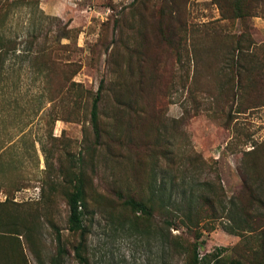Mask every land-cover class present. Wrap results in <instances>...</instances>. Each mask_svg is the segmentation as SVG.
Returning <instances> with one entry per match:
<instances>
[{"label":"rangeland","instance_id":"obj_1","mask_svg":"<svg viewBox=\"0 0 264 264\" xmlns=\"http://www.w3.org/2000/svg\"><path fill=\"white\" fill-rule=\"evenodd\" d=\"M24 2L0 0V264H188L155 234L166 211L196 264H264V0Z\"/></svg>","mask_w":264,"mask_h":264},{"label":"trees","instance_id":"obj_2","mask_svg":"<svg viewBox=\"0 0 264 264\" xmlns=\"http://www.w3.org/2000/svg\"><path fill=\"white\" fill-rule=\"evenodd\" d=\"M26 4L36 6L38 4L37 0H25ZM16 5L17 6V2H14L13 6ZM238 3L235 2L234 3V11H235V16L236 17H242L243 14L241 12L240 7H237ZM221 9V8H220ZM224 15V14H222ZM224 17L228 18L229 16H225ZM68 24L65 25V27L63 26V30H62V35L61 36H65L68 37L69 34V29H67ZM31 37V44L34 43L35 41H37L38 37L37 35L33 32H30V36ZM5 41L4 38L1 37L0 38V64L1 62L4 60L5 55H7L8 50L5 47ZM242 46L239 45V47L237 49H240ZM4 48V49H3ZM43 49H39V51H42ZM40 53V52H39ZM35 55H37V52L35 53ZM232 55V53L230 54ZM230 61V65L235 64L236 66L239 65L238 61H235L234 58L232 56H230V58L228 59ZM241 67V65H240ZM99 99H100V95L99 92L97 91V93H95V95L92 97V101H91V109H90V121L92 124V128H93V132H94V136L96 139L99 138V125H98V103H99ZM264 103V102H263ZM261 103H259V105H254V106H249V107H258L260 106ZM172 187H175L176 185L174 183H172L171 185ZM167 183L162 182L158 189L157 192L159 193V205L160 208L163 210H167L170 209L173 206V201L171 200V196L168 195L167 199L163 198V195H165L166 191H167ZM85 190H84V185H83V179L80 175L76 176V180L75 183L73 184V190L67 195V206H68V225H69V229L72 231H78L81 237V242L78 244L77 246V250H79L82 246H83V241H85V226H84V215H85V211H86V204H85ZM192 197L188 196L186 191H183V196H182V201H183V206H180L179 208H183L184 211H186V209H189V203L191 202ZM175 202V201H174ZM124 203L128 206H130L131 210L135 213L140 212L141 214L145 215V219L146 221H151V219L153 218V206H150L148 203L143 202V201H137L135 199H126L124 201ZM168 214L166 211V214L163 216V220H162V225L160 227H156L155 228V234L158 237H161L162 241L164 243L167 244V246L173 248V251L175 253H177L178 255H184L187 258L188 264H196L198 263V252H197V248H198V238L199 236H194V240L193 241H189V240H183L181 238V236H170L169 232H165V229H168L167 224L169 223L168 221ZM179 221H182L186 226H190V223H193V218H191V216L187 215L185 212L183 214L180 215V217L178 218ZM196 223V222H195ZM4 224L6 225V227H9L10 225L12 226L13 224H10L9 221H4ZM150 225V224H148ZM10 226V227H11ZM150 227V226H148ZM9 230V228H7ZM8 230H4V232H11ZM81 258V257H80Z\"/></svg>","mask_w":264,"mask_h":264},{"label":"crops","instance_id":"obj_3","mask_svg":"<svg viewBox=\"0 0 264 264\" xmlns=\"http://www.w3.org/2000/svg\"><path fill=\"white\" fill-rule=\"evenodd\" d=\"M256 18L257 19L255 20V25L264 29V19L260 17H256Z\"/></svg>","mask_w":264,"mask_h":264}]
</instances>
